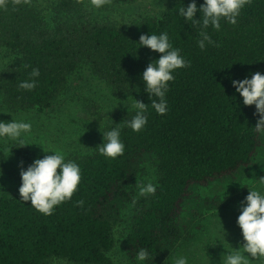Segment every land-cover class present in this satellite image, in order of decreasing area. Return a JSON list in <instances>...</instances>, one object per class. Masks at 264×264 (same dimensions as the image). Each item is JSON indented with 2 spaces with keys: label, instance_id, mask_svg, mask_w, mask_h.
Returning a JSON list of instances; mask_svg holds the SVG:
<instances>
[{
  "label": "trees",
  "instance_id": "obj_1",
  "mask_svg": "<svg viewBox=\"0 0 264 264\" xmlns=\"http://www.w3.org/2000/svg\"><path fill=\"white\" fill-rule=\"evenodd\" d=\"M190 2L170 0L159 15L127 25L112 17L94 18L91 0H5L0 6V54L9 56L0 66V108H50L83 71L104 81L114 95L148 104L141 132L127 126L134 109L104 121L103 131L121 128L123 156L100 155L103 138L91 153L67 156L79 163L82 181L72 199L50 216L21 200L20 170L9 168L0 146V179L12 178L0 192V264H112L115 229L129 207L132 215L119 242L124 254L136 260L139 249L146 248L145 264H167L203 230L208 214L226 206L223 196L201 189L240 182L264 167V128L256 127L260 116L254 105H243L231 85L264 65V0H251L236 26L221 21V31L209 28L216 46L204 51L197 45L201 26L175 15ZM164 31L190 66L174 73L166 114L160 115L144 91L142 73L161 54L137 43L141 35ZM33 68L40 71L36 88L20 89ZM12 150L25 169L36 159L24 143H14ZM146 162L155 167L156 193L138 197L135 181Z\"/></svg>",
  "mask_w": 264,
  "mask_h": 264
},
{
  "label": "clouds",
  "instance_id": "obj_2",
  "mask_svg": "<svg viewBox=\"0 0 264 264\" xmlns=\"http://www.w3.org/2000/svg\"><path fill=\"white\" fill-rule=\"evenodd\" d=\"M97 9L103 7L109 0H91ZM5 0H0V6ZM251 0H203L199 6L196 0L175 9V15L182 18L185 23L200 25L197 45L201 51L208 46H216L208 29L219 32L222 30L221 21L236 26L242 10ZM199 12L200 18L197 19ZM139 48L146 47L152 52L161 54L158 59L150 62L142 73L144 91L149 94L151 107L157 114L163 115L167 111V93L170 82L175 80L178 70L190 66V61L181 55V51L175 48L170 41L167 31L160 34L141 35L137 43ZM138 48V49H139ZM40 76L38 68H33L28 80H23L18 87L26 91L36 88ZM231 85L235 92L242 98L244 106H255L260 119L257 129L264 128V74L257 71L243 79H232ZM133 97V96H132ZM153 97L155 99H153ZM235 98V97H234ZM129 97L123 103L129 109L135 110V115L127 122V126L134 132H141L148 123V104L133 97L132 103H128ZM32 125L29 122L12 118L11 122L0 121V139L10 141H23L30 136ZM103 144L98 147L99 154L111 160H115L125 154V144L121 139V128L115 127L108 131H102ZM51 155H45L41 159H35L25 169L23 162L20 164L21 186L19 195L23 202H29L38 212L45 216L53 214L56 207L70 201L79 190L82 181V169L75 160L67 158V153L61 150H50ZM59 170V171H58ZM264 186V178L260 179ZM138 197L155 195L157 185L152 182H138ZM249 189V188H248ZM225 197V195H224ZM83 206L84 201L77 202ZM136 200L132 201L133 206ZM237 225L241 230L244 243L238 248H224L220 264H252L259 261L264 264V187L249 189V194L240 203V214ZM223 235L225 231L221 223ZM149 259V251L140 248L136 254V264H145ZM173 264H190L186 255L177 256Z\"/></svg>",
  "mask_w": 264,
  "mask_h": 264
},
{
  "label": "rangeland",
  "instance_id": "obj_3",
  "mask_svg": "<svg viewBox=\"0 0 264 264\" xmlns=\"http://www.w3.org/2000/svg\"><path fill=\"white\" fill-rule=\"evenodd\" d=\"M170 0H133L126 4H105L97 9L91 4V12L94 18H116L124 24L141 19L148 15H159L169 4ZM88 6V5H87ZM9 60V56L0 54V66ZM264 74V65L257 70ZM255 71V72H257ZM254 72V73H255ZM127 97H118L111 92L110 87L100 79L91 75L89 71H83L74 77L67 87L59 95L50 108L43 110H7L0 108V121L11 122L12 118L31 123V134L23 141H10L0 139V146L8 156L9 168L20 170V161L13 155L12 146L16 142L24 143L35 153L36 159L45 155H51L50 150H63L70 154L91 153L102 141L103 127L106 118L117 111L128 110L123 103ZM133 98L129 97L128 103ZM13 174V172H12ZM155 167L146 162L143 170L135 181V190L138 194V182H152L156 184ZM10 174H5L0 179V192L4 187L12 184ZM264 178V167L251 178L240 182L215 183L201 192L206 195L219 194L224 197L226 206L208 214L205 225L194 239L185 243L167 264H173L179 255L189 257L190 264H220L221 256L231 246L238 248L244 241L241 230L237 225L240 214V203L249 194V189L264 187L260 179ZM14 180V179H13ZM249 188V189H248ZM130 207L122 212V221L116 226V245L112 252V264H136L124 254L120 239L122 233L128 227L131 217ZM223 225L225 235L221 230ZM226 249H224V248ZM49 264H69L65 260H53ZM252 264H260L253 261Z\"/></svg>",
  "mask_w": 264,
  "mask_h": 264
}]
</instances>
